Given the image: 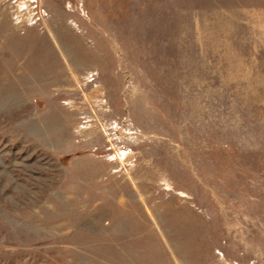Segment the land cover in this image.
Instances as JSON below:
<instances>
[{"label": "rangeland", "instance_id": "obj_1", "mask_svg": "<svg viewBox=\"0 0 264 264\" xmlns=\"http://www.w3.org/2000/svg\"><path fill=\"white\" fill-rule=\"evenodd\" d=\"M0 264H264V0H0Z\"/></svg>", "mask_w": 264, "mask_h": 264}, {"label": "bare ground", "instance_id": "obj_2", "mask_svg": "<svg viewBox=\"0 0 264 264\" xmlns=\"http://www.w3.org/2000/svg\"><path fill=\"white\" fill-rule=\"evenodd\" d=\"M76 73V72H75Z\"/></svg>", "mask_w": 264, "mask_h": 264}]
</instances>
